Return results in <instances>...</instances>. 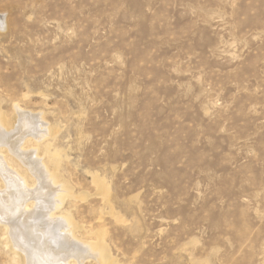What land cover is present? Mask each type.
I'll list each match as a JSON object with an SVG mask.
<instances>
[{
    "label": "rangeland",
    "instance_id": "rangeland-1",
    "mask_svg": "<svg viewBox=\"0 0 264 264\" xmlns=\"http://www.w3.org/2000/svg\"><path fill=\"white\" fill-rule=\"evenodd\" d=\"M15 102L111 264H264V0H0Z\"/></svg>",
    "mask_w": 264,
    "mask_h": 264
},
{
    "label": "bare ground",
    "instance_id": "bare-ground-1",
    "mask_svg": "<svg viewBox=\"0 0 264 264\" xmlns=\"http://www.w3.org/2000/svg\"><path fill=\"white\" fill-rule=\"evenodd\" d=\"M13 105L10 113L0 106V222L20 264H111L104 237H81V226L62 211L74 193L46 161V154L58 161V153L44 112Z\"/></svg>",
    "mask_w": 264,
    "mask_h": 264
}]
</instances>
